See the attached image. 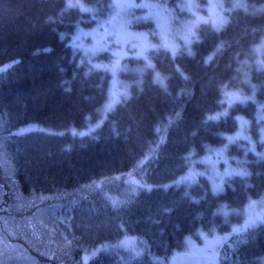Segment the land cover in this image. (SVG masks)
Returning a JSON list of instances; mask_svg holds the SVG:
<instances>
[{"label":"trees","instance_id":"trees-1","mask_svg":"<svg viewBox=\"0 0 264 264\" xmlns=\"http://www.w3.org/2000/svg\"><path fill=\"white\" fill-rule=\"evenodd\" d=\"M151 1L171 8L174 21L186 14L183 0ZM71 4L0 0V237L10 252L0 264H167L188 236L215 224L229 230L221 204L242 208L264 195V55L256 51L264 0H223L222 28L201 22L191 50L176 55L134 7L129 27L146 30L152 46L147 59L123 58L126 90L107 111L111 73L95 64L114 54H88L72 41L79 27L106 21L113 1ZM227 91L242 99L228 104ZM241 116L257 153L244 138L227 154L233 163L246 157L248 174L227 177L221 193L204 175L177 184L193 160L227 143ZM126 236L140 238L141 255L118 247ZM220 246L218 264H261L264 223Z\"/></svg>","mask_w":264,"mask_h":264},{"label":"rangeland","instance_id":"rangeland-1","mask_svg":"<svg viewBox=\"0 0 264 264\" xmlns=\"http://www.w3.org/2000/svg\"><path fill=\"white\" fill-rule=\"evenodd\" d=\"M113 6L110 16L106 21L102 22L92 29H84L79 27L73 37L72 43L81 48L88 54H98L100 52L110 50L114 55L110 63H98L96 65H103L106 67H98L107 69L111 73V85L109 91V100L105 105L104 111L110 109L114 103L119 99L122 92L126 89V85L119 79V71L121 62L126 56L147 57V51L151 48L152 43L149 40V35L146 30L133 31L129 27V17L131 10L136 12L137 20L149 19L155 25L156 33L159 36L161 45L168 49L171 53L175 51V55L181 48L190 49L196 36V29L201 22H208L216 29H221L226 22V15L224 12L223 0H183L180 3L181 12L186 14L180 16L178 21H174V13L171 8L166 5L151 1V0H112ZM246 0H234V5H245ZM240 6V7H243ZM144 11H143V10ZM150 21V23H151ZM173 22L176 26H173ZM143 52L142 55H137L138 52ZM256 51L261 59L264 55V41L256 46ZM119 55H116V54ZM119 61L115 65V76L111 70L114 62ZM148 64L153 66L149 61ZM241 94L237 91H227L225 93V101L228 104L235 103L241 100ZM111 103V107H106ZM258 117L264 119V108L259 104ZM103 114H106L103 113ZM250 124L242 116L239 117L238 128L232 137L227 140L224 146L209 147L205 155L201 158L192 161L188 171L180 176L175 182L184 184H193L199 175H204L209 179V183L213 190V185H218L219 190L215 193L223 191L224 180L232 175L238 174L240 171L246 173L247 169L242 165V161L246 160L244 156H235L233 163L227 154V146L234 140L246 139L249 141V148L257 153V148L251 140L249 134ZM261 139L264 146V120L260 127ZM264 154V149L261 152ZM264 157V156H262ZM190 173L194 174V178L190 177ZM184 178V179H182ZM119 180L121 178H118ZM127 181L134 184L135 180L131 176H125ZM115 181V180H114ZM42 199L41 201H43ZM250 201L256 203L250 204ZM244 207L237 208L228 204H221L216 213L223 217L224 224L228 225L229 230H219L216 224L213 231L199 230L197 232L198 238L188 236L186 239L185 248L182 251H177L170 257L167 264H218L219 248L233 233L245 230L247 227H253L260 223H264V195L260 198L251 199ZM253 218L254 223L246 221ZM223 226V225H222ZM234 229H236L234 231ZM203 233V235H201ZM221 238L218 241L215 238ZM220 246V247H219ZM118 247L123 250H128L139 255L144 250V244L137 236H126ZM2 248V249H1ZM213 250L216 253L215 260L212 258ZM9 250L4 247L2 238L0 237V257L8 255ZM93 255V254H92ZM92 255L85 256L88 260ZM87 257V259H86ZM261 264H264V256L260 258Z\"/></svg>","mask_w":264,"mask_h":264},{"label":"snow or ice","instance_id":"snow-or-ice-1","mask_svg":"<svg viewBox=\"0 0 264 264\" xmlns=\"http://www.w3.org/2000/svg\"><path fill=\"white\" fill-rule=\"evenodd\" d=\"M69 6H74V5H72L71 4V0H69ZM75 6H80V7H83L82 5H75ZM238 6H243V5H238ZM84 10H89V9H84ZM63 35V34H62ZM143 54V52L141 51V52H138L137 53V55H142ZM116 55H119L118 53L116 54ZM173 55H175V51H173ZM145 59H147V57H145ZM119 63V61L117 60L116 62H114V65L112 66V68H111V70L113 71V75L115 76V70H116V68H115V65H117ZM148 66H151L150 64L148 65ZM96 67H106V66H103V65H96ZM157 76H158V74H157ZM106 107H111V103L109 104V105H107ZM83 134V133H82ZM231 139H233L232 137H229V140H231ZM253 151H255V149L253 148ZM257 155H262V156H264V154H262V153H257ZM239 175H247L248 173H246V172H244V171H240L239 173H238ZM190 175V177H192V178H194V174H192V173H190L189 174ZM182 179H184V178H182ZM146 187H150V186H146ZM165 187H167V185H165ZM217 190H219V186L218 185H213V191L215 192V191H217ZM117 202L116 201H113V204L115 205ZM256 202L255 201H250V204H255ZM254 223L255 222V220L253 219V218H251L250 217V219H249V221H246V226H247V224L248 223ZM236 229H234V231H235ZM201 235H203V233L201 234ZM217 241L219 240V239H221V238H219V237H217V238H215ZM95 254V251L93 252V255ZM137 255H139V252H137ZM215 256H216V253H215V251L213 250V252H212V258H213V260H215ZM86 259H87V257H86ZM154 259H156L155 257H154Z\"/></svg>","mask_w":264,"mask_h":264}]
</instances>
